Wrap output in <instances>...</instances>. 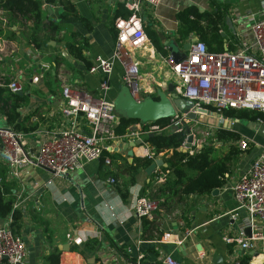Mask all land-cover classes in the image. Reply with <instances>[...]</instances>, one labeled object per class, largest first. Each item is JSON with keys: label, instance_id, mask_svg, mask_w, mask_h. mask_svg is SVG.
<instances>
[{"label": "crops", "instance_id": "crops-1", "mask_svg": "<svg viewBox=\"0 0 264 264\" xmlns=\"http://www.w3.org/2000/svg\"><path fill=\"white\" fill-rule=\"evenodd\" d=\"M40 1L45 22L52 20L62 27L59 41L45 36L40 49L36 50L26 45L22 38L18 43L0 39V76L21 83L22 95L28 98V103L18 110V122L34 113L31 122H38V130L27 133L34 149L47 131L60 133L65 129L60 114L64 87L85 91L94 98H103L111 103L124 87L121 58L113 59L112 70L107 74L101 70L90 73V69L74 60L66 48L68 44L81 42L91 67L99 58L111 59L117 37L114 15L119 8L118 1L69 0L77 15L85 19L84 23L75 17L60 20L58 17L64 13L59 4ZM263 3L264 0H160L157 7L145 8L142 24L145 30L154 33L166 51L162 43L178 45L182 49L183 44L194 37L190 35L180 40L177 14L188 7L211 12L216 6H222L227 9V18L234 30L231 33L225 22L227 30L221 33L224 34L223 44L227 51H233L242 35L250 38L245 17L258 16ZM11 30L20 37V29L13 26ZM63 51L69 54L71 62L62 57ZM131 53L139 66L134 100L140 102L158 96L159 92L165 93L169 83L174 84L176 90V79L166 65V58L148 38ZM102 83L107 86L106 90L101 88ZM120 115L117 113L118 118ZM248 123L246 127L253 131ZM2 126L6 123L0 114ZM137 128L132 126L126 135L112 140L109 144L112 153L123 144L142 140L140 147L133 148L134 158L152 156L153 149L144 142L143 135L136 137L139 133ZM82 129L88 131L87 126ZM171 131L169 128L164 133ZM253 132L256 134L247 136L249 138L245 136L251 143L240 161L230 168L226 183L219 192L189 197L185 201L189 204V227L176 210L162 209L143 219L134 217L135 200L147 192H155L162 185L157 179L163 175V168L157 169L151 178L141 169L135 175L134 185L127 186L128 197L123 201L109 182L107 171L113 167L104 162L101 164L100 160L84 164L82 170L67 178L52 177L46 169L27 167L18 180H13L8 171L7 180L14 187L11 197L22 202L24 217L18 233L26 246L25 264H47L46 257L52 253L59 254V264H134L139 259L143 263L158 264L164 258L177 264H212L214 255H221L224 264H248L256 257V252L241 250L238 244L226 240L237 234L239 222L246 215L245 211L237 210L230 187L249 170L264 148V136ZM240 136L242 138L243 135L240 133ZM251 148L253 150L248 152ZM181 149H189L186 142ZM116 154L128 158L126 151ZM244 157L249 158L246 164L242 162ZM47 181H51L49 186L40 185ZM149 183L151 186L147 187ZM4 222L0 220V225ZM144 227L147 228L145 233ZM190 230L193 233L186 235L185 231ZM95 231L100 235L94 236Z\"/></svg>", "mask_w": 264, "mask_h": 264}, {"label": "built area", "instance_id": "built-area-1", "mask_svg": "<svg viewBox=\"0 0 264 264\" xmlns=\"http://www.w3.org/2000/svg\"><path fill=\"white\" fill-rule=\"evenodd\" d=\"M117 1L128 11L129 17L115 20L117 37L114 56L108 60L97 59L90 73L101 70L107 74L112 70L113 59L121 58L123 84L130 86L135 85L139 78V66L133 60L131 50L147 40L142 24L143 11L157 7L160 0ZM245 18L249 23L250 38L242 35L235 50L213 54L205 44L196 40L190 44L186 58L178 65H173L169 57L165 61L176 79L175 91L195 104L197 109L210 107L217 114L224 109L259 112L263 118L258 119L257 123L264 127V3L258 16L248 15ZM6 86L14 94L23 92L22 84L14 79ZM100 86L103 90L107 89L103 83ZM61 107L65 129L60 133L47 131L36 149L31 147L27 134L9 126L0 127V162L8 168L13 180H18L27 167L46 169L52 177L67 178L82 170L84 164L99 161L103 150L112 153L109 144L117 138L114 130L118 123L113 103L94 98L82 90L64 87ZM182 119L181 116L170 119L169 128L180 127ZM82 125L87 126V132ZM135 126L139 129L136 137L161 131L158 125L151 122ZM250 143L249 139L242 137L238 145L241 150H246ZM103 162L110 164L108 158ZM164 177L163 174L157 180L162 181ZM109 182L113 183L110 178ZM50 184L51 181H47L40 185L47 187ZM230 193L237 203V210L245 211L246 215L239 222L237 234L226 241L238 244L241 250L256 252V257L250 259L248 264H264V148L249 170L233 183ZM21 206L22 202L16 201L12 205L15 211H21ZM158 211V203L145 196L134 202L136 219H143ZM247 228L251 231L250 237L244 234ZM185 233L190 235L193 231ZM99 235L100 232L95 231L94 236ZM25 259L26 246L12 230L11 220L6 219L0 225V264H25ZM134 264L148 263L139 259ZM158 264L177 263L164 258Z\"/></svg>", "mask_w": 264, "mask_h": 264}, {"label": "trees", "instance_id": "trees-1", "mask_svg": "<svg viewBox=\"0 0 264 264\" xmlns=\"http://www.w3.org/2000/svg\"><path fill=\"white\" fill-rule=\"evenodd\" d=\"M48 3L59 4V9L65 15L61 14L58 19L75 17L85 22V19L77 15L76 9L69 0H49ZM128 17V11L119 6L114 19ZM226 18L227 9L222 6H216V9L211 12L201 11L197 7H188L177 14L180 40H185L192 35L196 40L205 44L210 53H223L224 44L221 33L227 30ZM13 26L20 29V37H17L16 33L11 30ZM62 31L60 23L52 20L45 22L40 0H0V39L18 43L22 38L26 45L39 50L45 36H50L57 42ZM145 34L151 45L167 59L168 53L154 33L146 29ZM80 44L81 42L78 45L68 44L66 48L74 60L80 61L89 70L92 68L91 64L84 56L85 48ZM9 81L8 77L0 76V114L4 116L6 126L25 134L36 132L39 128L38 122L36 120V122H31L35 113L24 118L22 122H18L20 119L18 110L28 103V98L25 95L18 96L11 92L6 86ZM206 108L216 113L212 108ZM219 113L222 119L232 122L237 120L238 122L256 123L258 119L263 118L261 113L249 110L224 109ZM169 122L170 119L157 121L155 124L160 127L161 131L151 138L142 134L144 142L153 149L152 157L132 158L129 162L128 158L122 155L103 150L100 161L102 164L105 158L110 160L113 170L107 171V175L113 181L112 185L123 201L128 197L127 186L134 185L135 175L141 169L148 167L155 159H162L168 164L167 168L162 169L165 175L161 181L162 185L155 192H147L144 196L158 203L159 210H176V214L188 226L189 217L187 216L190 211L189 204L185 201L189 197L210 195L214 190L221 189L226 183L225 179L231 171L230 168L237 163L236 161L245 151L241 150L238 145L241 139L240 134L228 129H221L215 135L220 148L205 143L200 148L191 146L183 151L181 148L185 144L186 134L183 130L165 134L164 131L169 129ZM136 124L138 121L120 115L114 130L115 137L121 138L126 135L130 127ZM7 179L8 168L0 162V220L10 219L12 230L19 236V224L24 216L22 211H15L12 207L14 199L11 195L14 187L13 183ZM150 186L149 183L147 187ZM145 231H147L146 227H144V233ZM46 262L47 264H59V254L52 253L46 257Z\"/></svg>", "mask_w": 264, "mask_h": 264}, {"label": "water", "instance_id": "water-1", "mask_svg": "<svg viewBox=\"0 0 264 264\" xmlns=\"http://www.w3.org/2000/svg\"><path fill=\"white\" fill-rule=\"evenodd\" d=\"M50 12V10H48ZM226 24L231 33L233 31V25L229 18L225 20ZM224 37V34H221ZM196 39L192 38L190 41L183 44L182 49H179L178 45H168L166 43H162L165 45L167 52L169 53V58L172 60L173 65H178L179 62L186 58L187 52L191 48V43L195 42ZM54 44V43H52ZM224 51L227 52V46L225 45ZM62 57L71 62L69 58V54L65 51L62 52ZM123 89L120 94L114 100L113 104L115 106L116 112L121 113L122 116H125L128 119L136 120L139 123L151 122L156 123L160 121V119H172L174 117L181 116L183 119L180 122V127L175 126L172 128L173 132L184 131L186 134V143L190 148L193 145V135L192 129L189 126L188 122L195 121L199 114L206 116H215L217 119L221 117L220 113H213L209 109L202 107L197 109L195 104L191 101H187L177 94L175 91L174 84L169 83L166 92H159L158 96L152 99H145L140 102L134 100L133 93L136 89V85L132 84L130 86H126L123 84ZM21 93H18V96H21ZM237 122V120H236ZM248 127L253 131L257 132L264 136V127L258 122H250L248 123ZM156 133L147 134L148 138H151ZM142 145L141 141H135L131 144H123L114 150V153H121V151H126L128 156V161L131 162L132 158H134L133 148L140 147ZM183 151H185L183 149ZM168 164H166L162 159H155L148 167L144 169L146 176L149 178L156 172L157 169L167 168ZM219 190H214L211 194L216 195ZM244 234L247 237H250L251 231L249 228L244 230ZM175 240V239H173ZM185 247V246H184ZM185 254V252H184ZM212 264H224L223 258L221 255H214L211 259Z\"/></svg>", "mask_w": 264, "mask_h": 264}, {"label": "rangeland", "instance_id": "rangeland-1", "mask_svg": "<svg viewBox=\"0 0 264 264\" xmlns=\"http://www.w3.org/2000/svg\"><path fill=\"white\" fill-rule=\"evenodd\" d=\"M74 89V88H73ZM192 129L193 134V144L194 146H198L200 148L201 145L205 143L213 144L215 147L220 148V144L216 142L215 135L221 129H228L237 132L238 134H242L243 138H246L250 135H255L253 131H250L246 127V122H232L226 121L222 118L217 119L214 115L213 116H206L199 114L195 121H191L188 123ZM246 136V137H245ZM187 138V137H186ZM249 138V137H247ZM186 142V140H185ZM253 148L248 150V152L252 151ZM246 151V150H244ZM244 156V155H243ZM246 156V154H245ZM241 158V157H240ZM248 159L244 157L242 162L248 163ZM240 161V159L238 160ZM248 165V164H247Z\"/></svg>", "mask_w": 264, "mask_h": 264}]
</instances>
